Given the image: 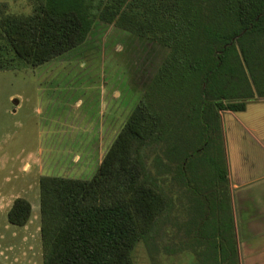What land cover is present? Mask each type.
<instances>
[{
  "label": "trees",
  "instance_id": "1",
  "mask_svg": "<svg viewBox=\"0 0 264 264\" xmlns=\"http://www.w3.org/2000/svg\"><path fill=\"white\" fill-rule=\"evenodd\" d=\"M95 20L165 53L90 178L39 176L41 264H133L138 242L150 264H238L218 111L264 99V0H31L0 12V71L75 48ZM30 211L15 197L6 221Z\"/></svg>",
  "mask_w": 264,
  "mask_h": 264
},
{
  "label": "rangeland",
  "instance_id": "2",
  "mask_svg": "<svg viewBox=\"0 0 264 264\" xmlns=\"http://www.w3.org/2000/svg\"><path fill=\"white\" fill-rule=\"evenodd\" d=\"M30 11L31 0H0V12ZM164 53L159 45L95 20L75 48L42 65L0 71V264H41L39 176L90 178ZM15 197L31 207L23 226L6 221ZM162 233L177 242L182 238L172 230ZM131 258L133 264H150L142 242ZM159 259L193 263L188 251Z\"/></svg>",
  "mask_w": 264,
  "mask_h": 264
},
{
  "label": "crops",
  "instance_id": "3",
  "mask_svg": "<svg viewBox=\"0 0 264 264\" xmlns=\"http://www.w3.org/2000/svg\"><path fill=\"white\" fill-rule=\"evenodd\" d=\"M218 114L238 264H264V99Z\"/></svg>",
  "mask_w": 264,
  "mask_h": 264
}]
</instances>
